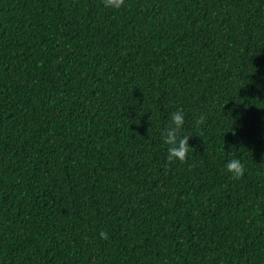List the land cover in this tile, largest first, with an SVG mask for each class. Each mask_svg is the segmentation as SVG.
I'll return each instance as SVG.
<instances>
[{
    "label": "trees",
    "instance_id": "1",
    "mask_svg": "<svg viewBox=\"0 0 264 264\" xmlns=\"http://www.w3.org/2000/svg\"><path fill=\"white\" fill-rule=\"evenodd\" d=\"M0 264H264V0H0Z\"/></svg>",
    "mask_w": 264,
    "mask_h": 264
},
{
    "label": "clouds",
    "instance_id": "2",
    "mask_svg": "<svg viewBox=\"0 0 264 264\" xmlns=\"http://www.w3.org/2000/svg\"><path fill=\"white\" fill-rule=\"evenodd\" d=\"M126 0H103V6L111 10L123 9ZM185 124V116L183 112H177L171 117V124L167 131L163 134V142L168 145V163H174L176 160L186 161L188 157L189 147L188 139H178L179 133ZM226 171L234 180L243 179L246 169L239 159H232L226 164ZM102 238L107 239L106 233H101Z\"/></svg>",
    "mask_w": 264,
    "mask_h": 264
}]
</instances>
